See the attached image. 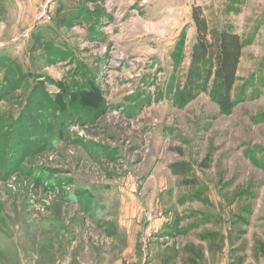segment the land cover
<instances>
[{
	"label": "rangeland",
	"instance_id": "rangeland-1",
	"mask_svg": "<svg viewBox=\"0 0 264 264\" xmlns=\"http://www.w3.org/2000/svg\"><path fill=\"white\" fill-rule=\"evenodd\" d=\"M194 6L246 43L231 110ZM0 264H264V0H0Z\"/></svg>",
	"mask_w": 264,
	"mask_h": 264
},
{
	"label": "trees",
	"instance_id": "trees-1",
	"mask_svg": "<svg viewBox=\"0 0 264 264\" xmlns=\"http://www.w3.org/2000/svg\"><path fill=\"white\" fill-rule=\"evenodd\" d=\"M191 17L196 29V41L185 86L189 95H193L201 81L209 83L213 79L215 94L221 105L231 110L235 104L233 92L246 43L240 35L227 31H216L210 39L211 31L200 6L192 7ZM2 136L7 139L10 134L3 133ZM176 167H180L176 170L178 173L185 174V164H177Z\"/></svg>",
	"mask_w": 264,
	"mask_h": 264
},
{
	"label": "built area",
	"instance_id": "built-area-1",
	"mask_svg": "<svg viewBox=\"0 0 264 264\" xmlns=\"http://www.w3.org/2000/svg\"><path fill=\"white\" fill-rule=\"evenodd\" d=\"M48 6V4H46V7ZM43 14L46 16V11L43 12ZM47 18H49L48 16H46Z\"/></svg>",
	"mask_w": 264,
	"mask_h": 264
}]
</instances>
